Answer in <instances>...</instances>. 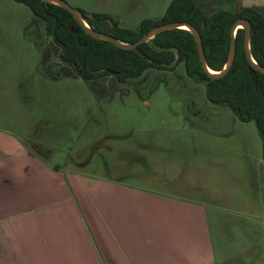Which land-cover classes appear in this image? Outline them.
<instances>
[{"label":"rangeland","instance_id":"obj_1","mask_svg":"<svg viewBox=\"0 0 264 264\" xmlns=\"http://www.w3.org/2000/svg\"><path fill=\"white\" fill-rule=\"evenodd\" d=\"M66 1L135 29L144 18L161 17L171 0ZM199 2L210 14L236 11L233 5L248 0ZM59 51L27 6L0 0V130L73 173L226 215L220 224L234 251L262 248L259 256L237 253L226 264H264V160L255 122L210 102L205 81L187 75L183 63L147 69L125 83L111 75L84 81Z\"/></svg>","mask_w":264,"mask_h":264},{"label":"crops","instance_id":"obj_2","mask_svg":"<svg viewBox=\"0 0 264 264\" xmlns=\"http://www.w3.org/2000/svg\"><path fill=\"white\" fill-rule=\"evenodd\" d=\"M46 159L0 130V264H226L262 252L234 251L224 214Z\"/></svg>","mask_w":264,"mask_h":264},{"label":"trees","instance_id":"obj_3","mask_svg":"<svg viewBox=\"0 0 264 264\" xmlns=\"http://www.w3.org/2000/svg\"><path fill=\"white\" fill-rule=\"evenodd\" d=\"M27 6L41 19L59 48V59L84 81L111 75L117 82L141 76L147 69H164L183 63L187 75L207 85L206 97L214 104L228 106L241 121H254L261 138L264 159V73L252 67L243 48L242 28L235 34V57L229 71L214 79L203 70L196 42L187 29L174 28L157 33L136 49H124L89 35L65 8L43 0H14ZM199 0H171L158 18H144L135 29L120 27L108 14L81 12L96 31L123 42L137 41L152 27L169 22H188L200 33L206 64L220 70L228 57L230 29L240 17L251 27L250 49L256 62L264 66V6L240 7L236 11L218 10L206 14ZM72 29H75L73 31ZM49 75L54 77L50 71ZM58 168V167H55Z\"/></svg>","mask_w":264,"mask_h":264},{"label":"water","instance_id":"obj_4","mask_svg":"<svg viewBox=\"0 0 264 264\" xmlns=\"http://www.w3.org/2000/svg\"><path fill=\"white\" fill-rule=\"evenodd\" d=\"M43 1L54 3L56 5H59L65 9H67L73 15V17L75 18L77 23L89 35H91L97 39L109 41L111 43H114L118 47H121L124 49H136L140 43L148 41L153 36H155L157 33L164 31V30H167V29H174V28L187 29L192 33L194 40L196 42L198 53H199V59L201 61V65L203 67V70L208 74L209 77L214 78V79L223 77L231 68V66L233 64L234 57H235V34H236V30L238 28H242L244 31L243 48L245 51V55H246L247 59L249 60V62L253 68L258 70L259 72L264 73V66L258 64L251 54V49H250L251 27H250L249 21L243 17L237 18L233 22L231 29H230L231 39H230V47H229V53H228L227 60L224 64V66L220 70L215 71V70H211L206 64V59H205V54H204V50H203V46H202V40H201L200 33L192 24H190L188 22L174 21V22H169V23H164L161 25L154 26L150 30H148L144 35H142L137 41H135L133 43H128V42H123V41L119 40L118 38L113 37L112 35H109V34H106L103 32H99V31H96L95 29L91 28L87 24L85 19L83 18L80 11L77 8L72 7L66 0H43ZM87 15L89 17H92L91 14H87ZM72 30L75 31V29H72ZM211 71H214L216 73H212Z\"/></svg>","mask_w":264,"mask_h":264},{"label":"flooded vegetation","instance_id":"obj_5","mask_svg":"<svg viewBox=\"0 0 264 264\" xmlns=\"http://www.w3.org/2000/svg\"><path fill=\"white\" fill-rule=\"evenodd\" d=\"M55 43V42H54ZM56 44V43H55ZM68 66V65H67ZM69 67V66H68ZM126 82V81H125ZM125 82H122V83H125Z\"/></svg>","mask_w":264,"mask_h":264},{"label":"bare ground","instance_id":"obj_6","mask_svg":"<svg viewBox=\"0 0 264 264\" xmlns=\"http://www.w3.org/2000/svg\"><path fill=\"white\" fill-rule=\"evenodd\" d=\"M212 73H216V72H214V71H211Z\"/></svg>","mask_w":264,"mask_h":264}]
</instances>
